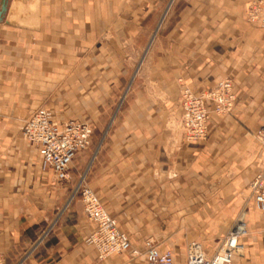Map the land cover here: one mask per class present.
<instances>
[{
	"label": "crops",
	"instance_id": "obj_1",
	"mask_svg": "<svg viewBox=\"0 0 264 264\" xmlns=\"http://www.w3.org/2000/svg\"><path fill=\"white\" fill-rule=\"evenodd\" d=\"M0 251L8 264H145L130 252L99 260L95 226L76 199L65 211L88 152L67 181L42 168L23 120L51 118L111 129L88 183L133 247L152 240L186 264L199 244L212 257L247 206L245 252L264 264V213L250 184L264 170V28L247 23L255 0H0ZM159 27V32L157 29ZM143 60V63L141 60ZM230 78L237 104L213 113L208 138L188 143L180 94ZM131 87H126L128 84ZM114 110V111H115Z\"/></svg>",
	"mask_w": 264,
	"mask_h": 264
},
{
	"label": "built area",
	"instance_id": "obj_2",
	"mask_svg": "<svg viewBox=\"0 0 264 264\" xmlns=\"http://www.w3.org/2000/svg\"><path fill=\"white\" fill-rule=\"evenodd\" d=\"M245 18L251 26L264 28V0L251 2L246 9ZM236 104L237 96L231 79L219 81L212 90L201 95L184 88L180 94V105L181 130L185 141H205L209 135L211 115H229ZM21 132L26 142L37 147L42 168L51 170L55 179L60 182L69 179L71 166L77 156L92 146L93 128L90 122L72 120L59 124L45 108L38 109L27 118ZM256 137L264 142V128L256 133ZM86 178V174L80 177L66 208L76 197H81L84 213L95 226L89 241L99 260L130 252L134 258L143 256L145 264H175L172 252L162 250L152 240L144 242L143 250L133 247L129 236L119 229L116 217L87 185ZM250 191L254 208L264 213V170L253 179ZM248 213L249 207L246 206L214 256L209 257L199 244L192 243L188 248L186 264H233L235 257L242 256L245 252L243 240L248 233ZM25 261L26 258H22L15 264H24ZM0 264H8L1 251Z\"/></svg>",
	"mask_w": 264,
	"mask_h": 264
},
{
	"label": "rangeland",
	"instance_id": "obj_3",
	"mask_svg": "<svg viewBox=\"0 0 264 264\" xmlns=\"http://www.w3.org/2000/svg\"><path fill=\"white\" fill-rule=\"evenodd\" d=\"M175 3H176V0H171V1H170V3L168 4V6H167V8H166V11L164 12V14H163V16H162V18H161V23H163V22L167 19L169 13L171 12V10H173V8H174V6H175ZM157 32H159V27H158V29H157ZM143 60H144V59L141 60L142 63H143ZM224 79H230V78H224ZM224 79H223V80H224ZM131 85H132V84L130 83V84L126 85V87H131ZM128 92H129V88L126 89L124 95H123V96L119 99V101L117 102V105H116L117 108H116V110L114 109L115 111L113 110V112L110 113V114H111V116H110V121H109L108 123H106V124L103 126L101 132H100L99 134H97L96 136L94 135V132H93L92 146L90 147L89 150L85 151V152H88V156H87V158H86V160H85V162H84V164H83V169H82L80 175L78 176L75 185H76L77 182L79 181L80 177H81L82 175L86 174V175H87V178H86V180H87V185L90 187V185H89V183H88V174H89V172H90V169H91L92 163H93V161L95 160V158H96V156H97V154H98V151L100 150L101 145L103 144V142H104V140H105V138H106V136H107V133H108L109 130L111 129L112 123H113V121H114L113 119H114L115 116L117 115V112L119 111V109H120V107H121L123 101L125 100V95H127ZM28 118H29V117H28ZM25 120H26V119H24L23 122H25ZM262 128H264V126L261 127L260 129H258V131H260ZM258 131H257V132H258ZM85 152H83V153H85ZM73 164H74V163H73ZM73 164H72V165H73ZM71 167H72V166H71ZM70 171H71V169H70ZM75 185H74V186H75ZM73 189H74V187H73ZM73 189L71 190V193H72ZM70 196H71V195H69V198H70ZM76 199L78 200L79 204L82 206V209H83V211H84L83 204H82V202H81V197L78 196V197H76ZM76 199H75V200H76ZM68 200H69V199H68ZM75 200H74V201H75ZM67 203H68V201H67ZM67 203H66V205H67ZM66 205H65L64 208L62 209V212L65 211V210L67 209V208H66ZM240 213H241V212H240ZM238 216H239V215H238ZM237 218H238V217H237ZM236 220H237V219H236ZM246 220H247V219H246ZM115 256H117V255H115Z\"/></svg>",
	"mask_w": 264,
	"mask_h": 264
},
{
	"label": "water",
	"instance_id": "obj_4",
	"mask_svg": "<svg viewBox=\"0 0 264 264\" xmlns=\"http://www.w3.org/2000/svg\"><path fill=\"white\" fill-rule=\"evenodd\" d=\"M8 6V2L7 1H4V4H3V7H2V10L0 12V18L1 16L7 11V7Z\"/></svg>",
	"mask_w": 264,
	"mask_h": 264
}]
</instances>
